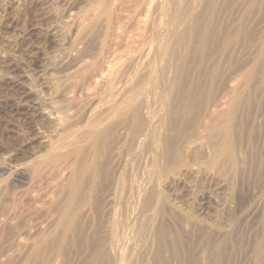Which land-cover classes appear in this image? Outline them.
<instances>
[{
  "label": "rangeland",
  "instance_id": "rangeland-1",
  "mask_svg": "<svg viewBox=\"0 0 264 264\" xmlns=\"http://www.w3.org/2000/svg\"><path fill=\"white\" fill-rule=\"evenodd\" d=\"M122 1L0 0V264H264V0H180L214 38L177 83Z\"/></svg>",
  "mask_w": 264,
  "mask_h": 264
},
{
  "label": "bare ground",
  "instance_id": "bare-ground-1",
  "mask_svg": "<svg viewBox=\"0 0 264 264\" xmlns=\"http://www.w3.org/2000/svg\"><path fill=\"white\" fill-rule=\"evenodd\" d=\"M117 1H119V0H117ZM123 1L126 2V0H123ZM128 1H129V3L130 2H134L135 4L138 3L136 8L133 7V8H135V10H133V9H131V10L135 11L133 13H135L137 15L136 17H138V21L137 20L136 21L139 22L140 29L139 28L138 29L140 31L144 30L147 26H149L147 24H149L151 22V21L149 22V19L154 13H156L158 15V17H160V18H161V16H164V15L166 16L167 14H169L171 25H173V34H174V32L176 33L177 31L181 30L179 32V34H177V37L175 36L176 37L175 45L178 47V48L177 47H175V48H177L178 50H180L179 48H183L185 50V54L183 53L182 55L180 54L179 56H177L178 65H177V67L175 66V72L174 73L172 72L174 74V82L175 83L180 82L182 79L185 78V75H186L185 66L187 65L186 63H188V59L192 55H194L195 54L194 52H196L198 49L199 50H206L207 48H209L213 42L214 35L212 34L211 30L209 29L207 22L200 23L201 17L197 12L193 11L192 2L180 3V0H173V1H171V0H163V1L162 0H128ZM128 1H127V3H128ZM195 1H198V0H195ZM122 2H117V4L122 3ZM159 2H160V4L158 6ZM129 3H128V5H130ZM155 3H157L156 4L157 5L156 11L152 7ZM156 5H155V7H156ZM197 5H199V2L196 3V6ZM121 6L122 5H119L120 8H121ZM127 7L129 9L131 8L129 6H127ZM123 11H124V9H123ZM126 11H128V10H126ZM102 12L106 13L107 9L105 7H102ZM129 12H130V10L127 13H129ZM125 13H123V14L120 13V14L125 16V15H127V13L126 14ZM133 13H132V15H133ZM130 15H131V13L129 14V17L132 16V15L131 16ZM167 17H168V15H167ZM118 18H120V16ZM124 18H126V17H124ZM135 19H137V18H135ZM122 21H124L123 18L121 20V23H123ZM167 24H169V23H167ZM122 27H123V25H122ZM170 27H172V26H170ZM120 29H121V27H120ZM133 29L135 30V28H133ZM133 29H132V32L134 31ZM237 29H238V30H236L237 35L239 36L240 27H238ZM146 30H147V28H146ZM120 31H122V30H120ZM136 31L138 32V30H136ZM134 32H133V34H130V36H129L130 39L128 38V40H129L128 48L130 50L132 48V45L135 44L136 39L137 38L139 39V35H138L139 33L135 32V34L136 33L137 34L134 35ZM136 36H138V37H136ZM172 37H174V36H172ZM117 38L118 37H116V40H117ZM119 41H121V40H119ZM224 42L226 44H222V48L220 47L217 56H220L221 52H223V51H224V53H226V46H227L228 41L225 40ZM235 44L237 46L235 48L239 49L240 48L239 44L238 43H235ZM137 45L135 44V46H137ZM173 45L174 44H171V47ZM263 46H264V40H263ZM183 49H181V50H183ZM169 50H173V49H169ZM243 77H244V72L242 71L241 68H239L238 70H236L234 72L233 76L230 77V79L228 81V87L231 90L232 95L223 96L221 101H220V105L223 107H226V106H229L231 104V100H233V102L230 106L232 108H230L227 111L228 123L226 124V128L228 129V132H227L228 134H227V137L225 139V142L219 148L220 154L232 153V140H231L232 137L230 134V129L233 125V117H234L233 116V113H234L233 108L235 107L236 101H237L238 96H239L238 91L240 90V88L242 86ZM193 89L194 88L191 87L190 91H193ZM142 128L143 127L141 126V124H137L136 128H135V135L140 136L141 138L143 136ZM160 251L161 250H159V252L157 253V256H159L161 254Z\"/></svg>",
  "mask_w": 264,
  "mask_h": 264
}]
</instances>
